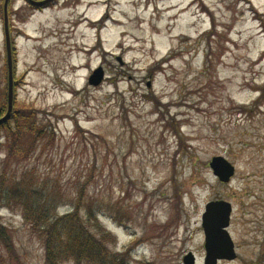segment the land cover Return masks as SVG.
Masks as SVG:
<instances>
[{
  "label": "rangeland",
  "instance_id": "rangeland-1",
  "mask_svg": "<svg viewBox=\"0 0 264 264\" xmlns=\"http://www.w3.org/2000/svg\"><path fill=\"white\" fill-rule=\"evenodd\" d=\"M3 3L0 102L7 87ZM7 8L13 109L22 111L9 125L36 120L53 135L23 132L10 154L14 137L0 129L5 185L29 177L59 187L60 213L91 210L123 264H182L189 251L203 264L201 215L208 201L223 199L241 256L218 264H258L264 0H54L40 9L9 0ZM99 66L103 81L88 84ZM217 155L235 167L226 183L208 164ZM19 211L0 206L17 257L3 261L0 244L1 264H43L42 241Z\"/></svg>",
  "mask_w": 264,
  "mask_h": 264
},
{
  "label": "trees",
  "instance_id": "trees-1",
  "mask_svg": "<svg viewBox=\"0 0 264 264\" xmlns=\"http://www.w3.org/2000/svg\"><path fill=\"white\" fill-rule=\"evenodd\" d=\"M31 6L37 9L42 8V6ZM16 82L15 79L14 90ZM5 105L4 99L3 102H0V114L4 112ZM21 112L13 109L12 118L22 115ZM11 119L0 123V129H4L8 136L10 134L11 137H14L9 148L10 154H12V150L14 152L15 139H20L23 132L33 133L34 138H39L38 133L40 132L42 138L53 135V129L50 125H44L42 129H37L36 120L23 125L17 121L15 127L12 128L9 125ZM5 179V177L0 179V206L12 210L15 207H20L19 212L25 225L42 241L44 247L43 264H62L66 258L72 259L75 264H123L124 261L109 250L108 242L110 239L106 233L104 234V229L101 228L96 215L91 210L88 209L84 215H79L77 208H70L60 213L57 208L58 201L62 199L59 187L48 186L45 182L31 180L29 177L13 181L14 183L8 187L5 185ZM46 188L49 189V193H47ZM78 199L82 200L81 192ZM91 226L92 228H90ZM92 229H98V232L93 233ZM11 239L8 229L6 230L0 224V244L7 253V258L3 260L4 255L0 251V264L3 261H8V257L17 258L13 252Z\"/></svg>",
  "mask_w": 264,
  "mask_h": 264
},
{
  "label": "water",
  "instance_id": "water-1",
  "mask_svg": "<svg viewBox=\"0 0 264 264\" xmlns=\"http://www.w3.org/2000/svg\"><path fill=\"white\" fill-rule=\"evenodd\" d=\"M26 1L31 5L43 6L52 0ZM8 2L9 0H4L3 3V28L7 66V108L4 115L0 117V123L10 116L13 109V58L8 27ZM117 60L120 61V57ZM104 77V71L99 66L88 77V84L97 86L103 81ZM208 164L213 174L222 183L228 182L235 171L234 165L221 155L213 156ZM230 212L231 204L223 199L210 200L205 204L204 212L201 216L205 249L203 264H217V259L219 258L233 259L235 257L233 242L227 231ZM182 264H195L194 254L190 251L187 252L182 258Z\"/></svg>",
  "mask_w": 264,
  "mask_h": 264
},
{
  "label": "flooded vegetation",
  "instance_id": "flooded-vegetation-1",
  "mask_svg": "<svg viewBox=\"0 0 264 264\" xmlns=\"http://www.w3.org/2000/svg\"><path fill=\"white\" fill-rule=\"evenodd\" d=\"M6 108H7V101H6V105H5V110H4V112L2 113V114H0V117L5 113V111H6ZM12 118V113H11V115L7 118V119H11ZM232 212V211H231ZM231 214V213H230ZM202 216V215H201ZM230 224H231V216H230V218H229V224H228V227H230ZM228 227H227V231H229V229H228ZM203 231V230H202ZM228 233H230V231L228 232ZM229 235H231V233L229 234ZM231 239H233V237L231 238ZM234 241V239L232 240V242ZM264 246V245H263ZM233 249H234V252H235V257L233 258V259H227V258H219V259H217V264H218V262H224V261H234V260H237V259H239V257L241 256V254L239 253V249H240V245L239 244H237L235 241H234V243H233ZM256 256H258L257 258V263L258 264H264V248H262V247H259V253H257L256 254Z\"/></svg>",
  "mask_w": 264,
  "mask_h": 264
}]
</instances>
